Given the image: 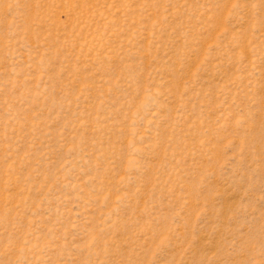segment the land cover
Masks as SVG:
<instances>
[{"label":"rangeland","instance_id":"1","mask_svg":"<svg viewBox=\"0 0 264 264\" xmlns=\"http://www.w3.org/2000/svg\"><path fill=\"white\" fill-rule=\"evenodd\" d=\"M0 264H264V0H0Z\"/></svg>","mask_w":264,"mask_h":264}]
</instances>
